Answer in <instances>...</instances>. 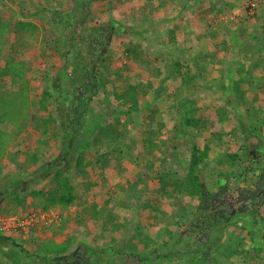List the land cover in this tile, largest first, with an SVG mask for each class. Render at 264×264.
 Wrapping results in <instances>:
<instances>
[{
    "label": "rangeland",
    "instance_id": "rangeland-1",
    "mask_svg": "<svg viewBox=\"0 0 264 264\" xmlns=\"http://www.w3.org/2000/svg\"><path fill=\"white\" fill-rule=\"evenodd\" d=\"M150 1L152 4L147 5L145 8L146 1L144 0H130L129 2L125 0H82L80 3H75L74 0H0V18L12 24L10 39L0 60V68L5 65L6 58L14 60L17 65H22L23 63L25 76L29 80L31 87L30 96L33 100L37 101L41 98L47 81H52L55 86L56 82L61 83V81L63 86L67 82L68 85L69 83L73 85L75 82H79L75 81L77 77L72 72L69 63L73 61L81 63L84 61L87 68L90 69L95 65L94 61L98 58L102 47L106 49V67L110 69L119 68L122 65L128 67L118 78L113 76L111 78L106 76V73H103L106 76V80L111 82L107 83V87L103 88L102 91L96 93L94 100L90 103V109L93 111L91 113L92 116L103 113V116L105 115L104 122L108 123V125L119 127L123 123L126 124V126H123V131L127 135V143L131 148H123V152H120V148H109L107 143H98L99 145L92 146L93 152L101 155L104 163L96 166L94 169H87V177L83 179L76 173L78 170L75 164L78 153L84 152V146L91 145V141L94 139V136L91 135L92 129L89 126L90 124H88L86 133L88 132L90 135L88 136L86 133L82 135L83 139L80 140L76 149L77 154L75 153L76 155L69 157V168L75 171V174H72L71 178L78 189V194L84 205L80 207L77 204L66 211L55 208V212L60 211L62 213L57 224L55 223L51 226L44 224L36 225L31 229L30 233H13L12 237L17 238L30 253L36 252L35 246L40 241L55 239L58 242H62L66 235L70 233L79 237L85 244L95 248L114 247L113 244L111 245L109 234H106L104 237L98 236L99 229L97 228V223L94 222L92 206H96L101 211L108 210L112 212L117 218L119 217L117 220L127 222L128 230L133 232V229L139 227V230L143 234L144 238L139 235L133 239L126 238L128 231L116 234L115 238L119 241V246L123 247L126 251L123 255L117 254V264H146L144 258L145 256H149L148 254L151 250L146 248L144 244L145 239L150 241V248H159L160 253L171 251L173 254L177 253L181 255L191 247L190 244H186V239L189 237L190 229H192L189 226V222L192 219L195 202L187 198L181 200L169 198L166 192L161 190L157 177L158 159L162 157L159 151L160 148L152 151V156L148 157L147 155L143 164L139 163L140 165H137L134 162L136 153L142 152L144 147L145 127L148 125L143 119L144 115H146V109L142 105L139 113L127 117L120 116L119 122H113L112 117L109 116L111 112H107L106 109L111 105V101L113 102L112 91L116 88L121 89L122 84L127 81L126 76H130L132 80L137 79L141 75L149 79L151 77L157 86L159 84L158 78L153 73L150 76L147 72L148 68H162L163 73H166L165 76L169 73L170 65L161 60V57L166 55V51L162 52L156 49L162 46V39L165 42L170 41L167 27H178L175 28L176 39L181 43L179 47L182 49L183 46L187 47L190 45L188 40L192 38L190 35L191 27H194L193 30L197 31L199 26H201V29H204L205 24L209 25L208 27L210 28H216L220 23H224L226 27L219 34V38L224 35L226 37L230 35L236 36L233 40L228 38V45H235V48L238 46L243 55L249 57L245 54L249 53L246 51V48L252 46L254 41L249 40L248 33L244 30L242 31V29L245 26L247 28L245 29L246 31H251L255 25V21L252 19H256L257 17L264 18V0H261L260 4L255 8L254 14L247 10L249 0H222L223 5L228 4L233 7L229 16H226L223 11L221 12L222 14L218 13L219 10L217 9L207 12V8L212 4L214 5L213 0H192V2L190 0H171L165 8L156 12L152 10V7L156 6L160 0ZM186 5L187 8L185 7ZM237 9L241 10L239 14H235L238 11ZM49 11L60 12L61 15L59 16L62 17V21L52 16ZM212 13L215 14L212 15ZM216 14L221 15V18L219 16L215 17ZM248 18L249 22L247 21ZM189 19L190 22L187 23ZM21 21L34 24L37 29L25 33L18 28V24ZM111 21L117 23V26H114L116 29L110 27ZM188 24L190 28L187 30ZM236 24L238 25L236 26ZM103 27L107 30L106 36L109 35L108 31L111 30V33L113 32L110 35L108 43L104 46L102 44V47L90 50L94 39H96L97 29ZM236 27L240 29L233 30ZM235 31L237 34L234 33ZM105 40L107 39L105 38ZM211 43L212 46L210 47L213 54L210 60H207V63H211L205 72V79L203 81H194V85L197 84L194 87V91L199 96L197 114L210 123L208 124L209 128L202 129L201 127L198 132L194 131L193 135L198 145L202 146L205 143H209L210 145L219 147L223 153H228L239 151V148L244 146L242 134L237 130L240 122L246 124L252 123L259 126L254 134L251 135L247 144L249 149L246 156H249L250 161L242 163L248 166L252 160L257 162L258 165L255 164L248 174L249 182H246L248 187L256 189V186L260 185V181L264 183V156L262 155L264 152H262L263 149L261 150L262 153L258 150L262 148V144L264 143V121L261 122V120H264V81H256L251 91L244 97L235 94L234 91H232L233 96L228 98L221 96L220 83L219 81H215V79L220 75L219 69L221 66L219 62L222 56L225 57V54L224 52L216 54L215 52L217 51L214 50L216 49L214 47L215 44ZM201 45L207 44L205 42ZM129 47H133L132 49L136 53L134 56L126 53V49ZM156 58H158V62H154ZM239 58H241V54L235 53L230 58L227 57L225 61H234L237 64V59ZM98 61L96 62L95 69L103 70L102 66L104 65L102 61ZM191 61L194 62L192 59ZM229 63L232 65L231 62ZM146 64L147 69L143 66ZM244 73L245 71H242L240 76L243 77ZM163 77L162 75L160 78ZM173 79L174 82H169L170 92L174 91V85L180 83L178 79ZM3 85L4 88L0 87V91L3 89L5 91H15L17 89L16 86H11L9 78L4 79L3 83L0 82V86ZM67 89L64 91H67ZM105 89L108 90L107 98L104 95L105 93L103 94ZM191 90V88L188 90L186 86L182 89L184 95H190ZM108 99L109 101L111 100L109 102L110 105L107 102ZM102 100L106 101V103ZM151 102L153 104V100ZM153 106L162 113L159 116L155 115L153 117L156 119L155 123H157L159 117L163 114H168L167 108L161 104H154ZM222 106H225L227 109V120L223 123L219 122L218 119V109ZM60 109L62 111L61 115H63L62 124L65 130H68L71 119L67 116V122L64 113L70 112V108L66 106L60 107ZM42 113L45 114L44 112ZM87 116L89 121L91 117L89 114ZM120 122L121 124H119ZM174 125L173 121H167V126L162 135L168 138L169 143L174 142L172 144L180 146L184 140L179 139L174 141ZM5 127L8 130L10 129L12 133L14 132L12 125L7 124ZM39 138V134L32 130L31 127H28L20 134L17 141L13 144L14 146L10 148L8 157L4 158L0 163V195L3 193V189L5 191V188L11 185L14 186L13 184L16 183V180L21 179L22 175H25V177L19 187L23 194L26 191H29V193L31 191L32 193L33 191L50 189V179H44L45 177L37 172L36 167L27 168L25 154H19L18 158V163L22 168H18V165L12 161V154L19 153V151L24 153L32 150L36 147ZM188 141L189 143L183 149L184 164H176V167H173L174 164L167 165V168L171 169L173 167V169L179 170V174L187 171L191 137L188 138ZM214 141H218V144ZM61 154H63V148L59 149L56 147L51 150L48 157L51 160H55L56 156H60ZM153 156H155V160L152 158ZM85 157L87 160L89 155H85ZM151 160L155 164L154 170L146 167L147 162ZM215 161L216 159L214 158L212 162ZM206 167L207 171L205 172L203 181L210 189H214L216 177H208L210 168L208 169V165ZM34 174H38L39 177L35 179ZM260 176H262V180H259ZM137 181H139L138 184H135ZM245 184L236 178L230 181V186L234 189L244 187ZM261 195L264 196L263 194ZM138 196L140 197V202L137 201ZM253 196L260 195L254 193ZM263 198L251 203L252 208L258 207L259 210L253 218L255 221H264ZM3 199H6V197ZM33 201L34 199L31 196L23 207H18L13 201L7 200L6 204L8 205H4L6 208L3 211L0 206V217L6 216L5 211L7 208L12 212L10 213L11 216L26 217V215L38 214L41 201L37 204H34ZM136 201L137 204L134 206ZM145 201H149L147 203L150 206L142 207V202ZM126 205L128 209H126ZM186 206L189 207V210L186 212L180 210V208ZM85 208H87V211L82 212ZM79 211L83 214L81 222L76 219ZM18 212L23 215H12ZM256 226L258 225L252 224L253 229H257ZM186 229L189 231H185ZM167 230L175 234L184 233L183 240L185 243L176 245V238L168 235ZM239 234V227L228 228L223 240H221L219 245H215V256L221 258L224 264H264V252L258 254L251 245L250 238L244 237L241 239ZM240 240V250L235 253L234 248ZM164 243H166V246ZM10 250L17 251L14 248ZM21 257L22 260L19 264H26L22 255ZM5 260L6 258L1 254L0 264H4ZM162 264L172 263L164 262Z\"/></svg>",
    "mask_w": 264,
    "mask_h": 264
},
{
    "label": "trees",
    "instance_id": "trees-1",
    "mask_svg": "<svg viewBox=\"0 0 264 264\" xmlns=\"http://www.w3.org/2000/svg\"><path fill=\"white\" fill-rule=\"evenodd\" d=\"M125 1L129 2L130 0ZM144 1H146L145 8L147 5L152 4L150 0ZM170 1L160 0L156 6L152 7V10L154 12L159 11L165 8ZM74 2L80 3L82 0H74ZM213 2L214 5H210L206 10L207 12L217 9L219 10L218 13L222 14L221 12L223 11L226 16H229L231 10H233L232 6L223 5L222 0H213ZM185 7L187 8V5ZM247 10L250 11L249 4ZM49 13L62 21V17L59 16L61 15L60 12L49 11ZM217 16L221 18V15L216 14L215 17ZM252 20L255 21V25L251 31H246L245 29L247 28L245 26L242 29V31L244 30L248 33L249 40L254 41L252 46L248 47L247 51L249 53H245L249 57L244 56L241 49H236L239 48L238 46L236 48L234 47L235 45L229 47V40L227 41L224 38L226 35L219 38V34L226 27L224 23H220L216 28H210L204 22L205 28L201 30L199 26L197 31H194V27H191L190 35L192 38L188 40L190 45L187 47L183 46L182 49L179 47L181 43L176 39L175 28L177 26L167 27L170 41L165 42L162 39V46L156 49L162 52L166 51V55L162 56L161 60L170 65L169 73L167 72L168 74L165 76L166 73H163L162 68H148V74L151 76L153 73L158 78L159 84L157 86L151 77L149 79L141 75L137 79L132 80L130 76H126L127 81L122 84L121 89L116 88L112 91L113 102L110 100L111 105L109 104V99L107 100L110 106L106 111L111 112L109 116L112 117L113 122H119L120 116L127 117L139 113L141 106H144L146 115H144L143 119L148 125L145 127L143 151L136 153L135 164H143L147 155L148 157L152 156V151L160 148L159 151L162 157L158 159L157 177L161 190L165 191L169 198L176 200L187 198L195 202L192 219L189 222V226L192 229L189 228L190 231L188 229L185 230L189 231V237L186 239V244L191 245L189 250L181 255L173 254L171 251L160 253L159 248H150V241L145 239L146 248L151 250L149 251V256L144 258L146 264H162L164 262L172 264L173 262L174 264H224L221 258L215 256V245H219L224 238L226 230L234 226L239 227L241 239L244 237L250 238V243L258 254L264 252V221H255L253 219L259 210L258 207L252 208L251 206L252 201H257L264 197L261 195H264V183L260 181L261 183L256 186V189L248 187V174L257 162L252 160L248 166L242 164L244 161H250L249 156H246L249 149L247 144L251 135L254 134L259 126L240 122L237 130L242 134L244 146H241L239 151L228 153H223L219 147L209 143H205L202 146L198 145L193 135V132H198L201 127L202 129L209 128L208 124L210 123L208 120L198 116L197 105L199 96L194 91V87L197 85H194V81H203L205 79V72L211 63H207V60H210L213 54L210 52L211 47H209L210 51H208V43L210 46H212L211 42L215 44L214 47L216 49L214 50L217 51L215 52L216 54L220 52L225 54V57L222 56L219 62L221 66L219 69L220 75L215 79V81L220 83L221 96L228 98L233 96L232 91H234L235 94L244 97L251 91L256 81H264V18L257 17ZM247 21L249 22V18ZM189 22L190 19L187 20V23ZM11 25V22L0 18V60L10 39ZM114 26H117V23L111 21L110 27L116 29ZM189 26L188 24L187 30L190 28ZM18 28L25 33L37 29L34 24L23 21L18 24ZM236 28V30L240 29ZM97 31L96 39H94L90 50L106 45L110 35L113 34L110 30L108 31L109 35L106 36L107 30L105 27L99 28ZM234 33L237 34L236 31ZM235 37L231 35L232 40ZM205 42L207 45L202 46L201 44ZM132 48L126 49V53L130 56L136 54ZM105 53L106 49L102 47L98 58L94 61L95 65L98 60L102 61L103 70H96L95 65L88 69L84 61L81 63L73 61L69 64L72 72L77 77L75 81L79 82H75L73 85L71 83L68 85L67 82L63 86L61 81V83L56 82L55 86L52 81H47L41 98L37 101L30 96L31 87L29 80L25 76L24 64L17 65L14 60L6 58L5 65L0 68V82L3 83L4 79L9 78L11 86H16L17 89L15 91H5L3 89L4 85L0 86L3 87V90L0 91V163L4 158L8 157L10 148L14 146L13 144L17 141L20 134L28 127H31L40 136L36 147L24 153L19 151V153L12 154V161L18 165V168H22L18 163V158L19 154H25L27 168L36 167L37 172L44 176V179H50L51 187L49 190L42 189L32 193L31 191L30 193L26 191L23 194L19 187L22 182H16L13 184L14 186L11 185L5 188V191L3 189L4 195L0 197V200L9 197L16 206L23 207L32 196L34 204L41 201V204H39L40 212H47L55 208L66 211L77 204V206H83L84 203L81 202L78 189L71 178L75 171L69 168V157L77 154L76 149L80 140L83 139L82 135L86 133L88 124H90L91 135L94 136V139H92L91 145L84 146V152L78 153L75 164L79 171L76 173L83 179L87 177V169H94L104 163L102 156L93 152L92 146L99 145L98 143H107L109 148H120V152H123V148H131L127 143V135L123 131V126H126V124L123 123V125L115 127L104 122L105 115L103 116V113L91 115L93 111L90 109V103L94 100L96 93L102 91L103 88L107 87V83L111 82L106 80V76L118 78L128 68L126 65L112 69L106 67L107 57ZM235 53L241 54V58L237 59V64L234 61H225L227 57L230 58ZM157 59L154 62H158ZM143 66L147 69V64ZM242 71H245L243 77L240 76ZM103 73H106V76ZM161 74L164 76L163 78H160ZM173 78L178 79L180 83L174 85V91L170 92L169 82H174ZM185 86L188 90L192 89L190 95L183 94L182 89ZM66 88H68L67 91H64ZM107 92L108 90L106 89L103 91L105 97H108ZM152 100L153 104H151ZM103 102L106 103V101ZM154 104L164 105L168 113L159 117L157 123H155L156 119L153 117L162 113L153 106ZM66 106L70 108V112L64 113L67 122V116L71 119L68 130H65L62 124L63 115H61L62 111L60 109V107ZM218 110L219 122L223 123L227 120V109L222 106ZM87 114L91 117L89 121ZM31 118L33 119L32 121ZM90 121L91 123H89ZM167 121H173L175 124L173 126L175 131L174 141L184 140L180 146L172 144L174 142L169 143L168 138L162 135L167 126ZM263 121L261 120V122ZM7 124L14 127L13 133L5 127ZM86 135L89 136L90 133L87 132ZM216 136L218 137V135ZM190 137V155L187 159V171L179 174V170H175L173 167H176V164L179 163L184 164L183 149L189 143L188 138ZM214 142L218 144V141ZM262 145V148L258 149L260 153L264 152V143ZM56 147L59 149L63 148V154L56 156L55 160H51L48 154ZM85 155H89L87 160ZM262 155L264 156V153ZM152 158L154 159L155 156ZM214 158L216 161L212 162ZM167 165H173V167L170 169L167 168ZM207 165L208 169L210 168V173L207 176L210 178L211 176L216 177L214 189H210L203 181ZM146 167L154 170L155 164L151 160L147 162ZM22 176L25 177V175ZM35 176V179L39 177L38 174ZM260 177L259 180H262V176ZM233 178L239 179L243 184L247 183L244 187L234 189L230 186V181ZM138 182L135 184H138ZM254 193H258L260 196H253ZM137 201L140 202L139 196ZM147 202L149 203V201L142 202V207L150 206ZM91 208L94 213V222L97 223V228L99 229L98 236L104 237L109 234L111 245L113 244L114 247L95 248L85 244L79 237L70 233L66 235L62 242H58L55 239L42 240L35 246L36 252L30 253L17 238L5 236V234L0 232V255L2 254L6 258L3 263L19 264L22 260V255L26 264H117V254L123 255L126 251L119 246V241L115 238L116 234L128 231L127 239H133L139 235L143 237V234L139 227L133 229V232L128 230L127 222L117 220L119 217L117 218L112 212L108 210L101 211L96 206ZM126 209H128L127 205ZM180 210L186 212L189 207H182ZM85 211H87V208L82 212ZM82 218L83 214L79 211L76 219L81 222ZM252 224H257V229H253ZM166 232L171 237L176 238V245L185 243L183 240L184 233L175 234L169 230ZM164 244L166 246V243ZM240 244L241 240L234 248L235 253L240 250ZM12 248L17 251H11L10 249ZM131 256L135 257L137 255Z\"/></svg>",
    "mask_w": 264,
    "mask_h": 264
},
{
    "label": "built area",
    "instance_id": "built-area-1",
    "mask_svg": "<svg viewBox=\"0 0 264 264\" xmlns=\"http://www.w3.org/2000/svg\"><path fill=\"white\" fill-rule=\"evenodd\" d=\"M261 0H249L250 11L260 4ZM60 219V212L49 211L45 213H38L34 215H28L26 217L10 216L0 218V232L10 235L13 233H30L36 225L51 226L58 223Z\"/></svg>",
    "mask_w": 264,
    "mask_h": 264
},
{
    "label": "crops",
    "instance_id": "crops-1",
    "mask_svg": "<svg viewBox=\"0 0 264 264\" xmlns=\"http://www.w3.org/2000/svg\"><path fill=\"white\" fill-rule=\"evenodd\" d=\"M238 11H236V13L233 11V13H235V14H239V12L241 11L240 9H237ZM242 15V14H241ZM201 27V26H200ZM237 28H234L233 30H236ZM201 30H203V29H201ZM232 37H233V35H232ZM225 38V40H227L228 41V38H231V35L229 36V37H224ZM230 44V43H229ZM229 47H231L232 45H228ZM208 47H210V45H209V43H208ZM236 49H238V50H240V48H236ZM248 50V48H246V51ZM208 51H210V48H208ZM211 52V51H210ZM237 52H239V51H237ZM23 180H24V177H22L21 179H18V180H16V182H23ZM4 195V192L3 193H1V195H0V197L1 196H3ZM7 200H11V198H6V199H2V200H0V201H2V202H0V206L2 207L1 208V210L3 211L6 207H4V205L5 206H7L8 204H6V202H7ZM21 207V206H20ZM50 211H54V209H51ZM49 212V211H48ZM10 213H12L8 208L6 209V211H5V214H6V216H3V217H0V218H4V217H10L11 215H10ZM39 213H44V211H42V212H40L39 211ZM12 215H18V216H21V215H23V214H21L20 212H18V213H15V214H12ZM27 216V215H26Z\"/></svg>",
    "mask_w": 264,
    "mask_h": 264
},
{
    "label": "clouds",
    "instance_id": "clouds-1",
    "mask_svg": "<svg viewBox=\"0 0 264 264\" xmlns=\"http://www.w3.org/2000/svg\"><path fill=\"white\" fill-rule=\"evenodd\" d=\"M258 5H259V4H258ZM258 5H257V6H258ZM254 11H255V9H254ZM254 11H253V12H254ZM250 12H251V11H250ZM253 12H251V13H253ZM49 211H50V210H49ZM47 212H48V211H47ZM58 212H60V211H58ZM44 213H45V212H44ZM39 214H40V213H39ZM61 215H62V213L60 212V217H61ZM59 220H60V219H59ZM56 224H57V223H56ZM3 234H4V233H3ZM5 236H10L11 238H13V237H12V234H10V235L5 234Z\"/></svg>",
    "mask_w": 264,
    "mask_h": 264
}]
</instances>
